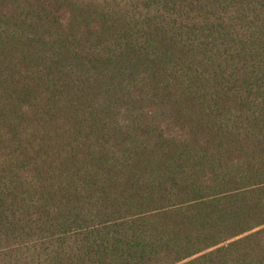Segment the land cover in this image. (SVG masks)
<instances>
[{
	"label": "trees",
	"instance_id": "16d2710c",
	"mask_svg": "<svg viewBox=\"0 0 264 264\" xmlns=\"http://www.w3.org/2000/svg\"><path fill=\"white\" fill-rule=\"evenodd\" d=\"M0 264H264V0H0Z\"/></svg>",
	"mask_w": 264,
	"mask_h": 264
}]
</instances>
